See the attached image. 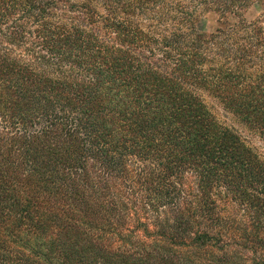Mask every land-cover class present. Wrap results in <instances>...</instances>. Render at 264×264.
Instances as JSON below:
<instances>
[{"label": "trees", "instance_id": "obj_1", "mask_svg": "<svg viewBox=\"0 0 264 264\" xmlns=\"http://www.w3.org/2000/svg\"><path fill=\"white\" fill-rule=\"evenodd\" d=\"M262 1L0 0V264H264Z\"/></svg>", "mask_w": 264, "mask_h": 264}, {"label": "rangeland", "instance_id": "obj_2", "mask_svg": "<svg viewBox=\"0 0 264 264\" xmlns=\"http://www.w3.org/2000/svg\"><path fill=\"white\" fill-rule=\"evenodd\" d=\"M246 18L248 21L260 20L263 22L264 29V0L261 3L255 4L247 13ZM219 27V16L215 13L205 14L201 17L197 24V30L201 34L211 35L217 31ZM224 117L225 115L222 114ZM228 124L233 126L238 132L257 150L264 155V141L255 133L250 132L246 128L239 125L231 117L227 116Z\"/></svg>", "mask_w": 264, "mask_h": 264}]
</instances>
